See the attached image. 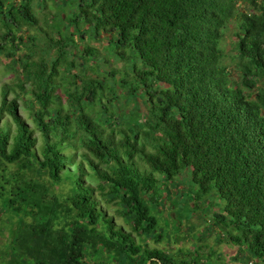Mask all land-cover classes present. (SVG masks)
Listing matches in <instances>:
<instances>
[{
    "label": "trees",
    "instance_id": "trees-1",
    "mask_svg": "<svg viewBox=\"0 0 264 264\" xmlns=\"http://www.w3.org/2000/svg\"><path fill=\"white\" fill-rule=\"evenodd\" d=\"M21 4L12 11L18 13L12 16L18 27L0 31V53L19 68L18 86L31 95L34 127L20 113V94L9 99L5 85L0 164L16 163L5 183H14L9 206L22 220L4 264L196 262H187V252L178 259L132 235L154 234L159 223L150 205L161 191L156 174L172 180L187 169L197 186L194 205L217 199L220 210L211 219L225 229L222 236L264 263V0H83L74 21L82 17L90 25L86 30L108 33L116 58L132 64L135 74L129 82L121 79V85L130 95L141 92L149 105L146 120L127 123L129 131L115 129L128 116H119L113 106L97 110L104 113L98 123V113L91 116L89 107L103 104L98 95L104 86L100 81L78 84L81 74L72 73L75 63L67 60L80 27H69L68 35L55 29L59 37L46 34L47 48L41 51L56 49V55L52 61L44 55L35 59L40 54L35 35H26L23 26L38 21L30 0ZM0 5L1 14L2 0ZM229 30L238 78L222 46ZM81 51L86 60L95 54L91 47ZM63 61L74 90L57 81ZM117 99L112 90L109 100ZM69 148L84 150L81 163L88 162L97 187L85 184L87 170L75 163ZM137 159L150 171H141ZM73 166L77 171L71 173ZM96 191L118 203L133 232L99 208Z\"/></svg>",
    "mask_w": 264,
    "mask_h": 264
},
{
    "label": "rangeland",
    "instance_id": "rangeland-1",
    "mask_svg": "<svg viewBox=\"0 0 264 264\" xmlns=\"http://www.w3.org/2000/svg\"><path fill=\"white\" fill-rule=\"evenodd\" d=\"M22 1L2 0L4 12L0 14V31L4 32L6 30L5 27H18L16 22L13 21L16 18L12 16L18 14L15 13L13 15V12L17 11L18 7H22ZM82 1L30 0L29 6L32 8L38 23L34 26H23L24 33L26 35L30 33L35 35V44L38 45L37 48L40 51V54L35 59L39 58L40 55H44L48 61H52L56 55V49H51L50 54L41 51L47 48L48 40L46 34L51 37H59L61 33L55 29L61 28L63 34H67L70 31L69 27H80L75 37L76 44L71 48V53L67 57V60L70 63H75V69L72 70V73L77 72L81 74L79 81L76 80L78 84L83 82L86 85L87 83L100 81L104 86V90H99L98 95L101 97L103 104L102 106L96 104L93 107H89V110H92L91 116L96 117L98 113V121L96 122L98 123L104 113L97 110L104 108V105L113 106L119 116H122V114L128 116L127 119L124 117L119 119L118 121L122 122V125L119 127L114 126L115 129L124 127L128 130V124L132 125L131 123H135L138 117L142 122L146 120L149 113V105L143 101L144 98L141 92L138 95H130L129 90L121 85V79L129 82L134 79L135 74L132 71V64L116 58L115 50L112 47L108 33L100 31L95 34L92 31L86 30L85 27H90V25L86 24L82 17H80V21H74V17L80 11L79 6ZM13 3L17 6L14 7ZM28 27H31V29ZM84 31L85 34H83ZM232 33L233 30L227 32L225 39L222 41V46L225 52L227 51L226 62L230 65L232 75L238 78L237 70L234 68V64H231V57L235 53L232 48L234 40V34ZM27 43H33L32 39L28 38ZM88 47L94 48L95 54L89 56L88 60H86L81 49ZM4 50L7 51L8 48ZM73 51L77 54L74 55ZM66 67L67 62L63 61L60 65L61 74L58 75L57 81L64 84L65 88L74 90L75 85L68 82L71 73L68 72ZM18 72L19 68L12 62V58H7L0 53V97L5 85L10 89L9 99H12L19 93L20 113L33 128V113L29 102L31 95L19 88L18 85L21 81L18 78ZM63 75H65L66 79H63ZM24 82L26 81L24 80ZM159 85L163 87L168 86L163 82H160ZM26 88L30 89L31 85L27 84ZM112 90H114V93H118V99L115 101L109 100ZM66 98L64 99V104L67 106L68 101ZM137 111H140L141 116H138ZM10 127L11 133L14 134L15 125L11 124ZM36 136L39 138L36 152L40 155L42 141L38 132H36ZM117 137L119 138L120 135L117 134ZM71 141L74 143V140ZM68 151L75 155V163L78 165L82 164L87 170L88 176L84 177L85 184L97 187L99 179L95 177L88 162L84 161L81 163L83 161L81 153L84 150H72V148H69ZM15 165L16 163H10L6 164L5 167L0 164V264H4L7 261L6 251L11 244V238L13 239L16 234H21L20 230H18V224L19 220H22V215L16 211L17 217L14 210L9 206V199L13 195L11 190L14 183H5L11 176L10 167L14 168ZM137 166L141 171H150L148 166L141 163L139 159H137ZM188 170H185L172 180H166L163 175L156 174L158 178H161L162 182L160 181L159 183L161 191L158 194V200L155 204H150L153 213L159 220L157 227L153 231V233L155 232L154 234L145 235L141 232H133L132 225L121 216L119 212L120 207L116 201L107 202L106 199L108 197L101 195L98 191H96L94 197L99 200V208L109 216L114 215L117 226H122L127 232H133L132 235L138 243H142L150 248H161L170 251L178 259L184 256L182 251L187 252L189 253L188 263L192 262L191 259H197L196 262H192L191 264H264L256 258H249L244 246L232 244L227 241V236H222L225 229L220 227V225L214 224L213 219H211L215 218V211L218 212L220 210V202L217 199H211L214 200V204L211 203V200L205 202L207 199L205 198L201 202L198 201L197 206L194 205L192 198L195 196L197 186L191 182V175ZM70 171L71 173L77 171L76 166L71 167ZM19 184L22 185V183ZM17 192L18 190L16 189L15 197H19ZM159 234L160 236H158ZM158 238L159 240H156ZM196 250H199L197 252L200 255L199 258L195 255L197 253L192 255V252Z\"/></svg>",
    "mask_w": 264,
    "mask_h": 264
},
{
    "label": "water",
    "instance_id": "water-1",
    "mask_svg": "<svg viewBox=\"0 0 264 264\" xmlns=\"http://www.w3.org/2000/svg\"><path fill=\"white\" fill-rule=\"evenodd\" d=\"M148 264H151V262L149 261Z\"/></svg>",
    "mask_w": 264,
    "mask_h": 264
}]
</instances>
